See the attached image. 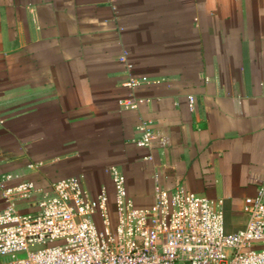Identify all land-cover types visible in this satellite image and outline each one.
<instances>
[{
    "label": "crops",
    "instance_id": "0c3cea01",
    "mask_svg": "<svg viewBox=\"0 0 264 264\" xmlns=\"http://www.w3.org/2000/svg\"><path fill=\"white\" fill-rule=\"evenodd\" d=\"M143 121L151 151L134 143ZM111 166L138 207L158 174L224 200L229 232L245 227L264 179V0H0V173L113 198Z\"/></svg>",
    "mask_w": 264,
    "mask_h": 264
},
{
    "label": "built area",
    "instance_id": "2783aa9c",
    "mask_svg": "<svg viewBox=\"0 0 264 264\" xmlns=\"http://www.w3.org/2000/svg\"><path fill=\"white\" fill-rule=\"evenodd\" d=\"M148 81L132 79L128 86ZM188 100L194 110V96ZM142 103L120 101L126 109ZM138 131L135 145L151 151L153 122L143 121ZM143 159L154 161L152 153ZM106 173L113 198L106 188L93 195L76 177L41 188L27 176L0 173V264H264V179L244 200L245 227L229 232L222 199L164 188L155 174L154 202L138 207L125 174L116 166Z\"/></svg>",
    "mask_w": 264,
    "mask_h": 264
},
{
    "label": "rangeland",
    "instance_id": "374dc122",
    "mask_svg": "<svg viewBox=\"0 0 264 264\" xmlns=\"http://www.w3.org/2000/svg\"><path fill=\"white\" fill-rule=\"evenodd\" d=\"M9 173H12V172H9Z\"/></svg>",
    "mask_w": 264,
    "mask_h": 264
}]
</instances>
